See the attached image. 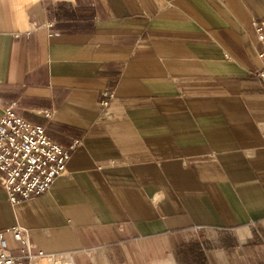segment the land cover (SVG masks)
<instances>
[{
	"label": "crops",
	"instance_id": "crops-1",
	"mask_svg": "<svg viewBox=\"0 0 264 264\" xmlns=\"http://www.w3.org/2000/svg\"><path fill=\"white\" fill-rule=\"evenodd\" d=\"M261 19L264 0H0V119L15 104L73 153L39 197L0 183L7 247L22 226L37 264H264Z\"/></svg>",
	"mask_w": 264,
	"mask_h": 264
},
{
	"label": "built area",
	"instance_id": "built-area-1",
	"mask_svg": "<svg viewBox=\"0 0 264 264\" xmlns=\"http://www.w3.org/2000/svg\"><path fill=\"white\" fill-rule=\"evenodd\" d=\"M253 30L263 44L259 53L263 65L257 74L264 83V19L256 20ZM114 95L113 91L104 92L106 99ZM14 105L0 119V183L8 199L18 203L50 190L55 179L67 172L73 153L51 139L45 126L22 118ZM7 232L0 230V264H37L38 259L46 256L42 250L34 253L36 244L31 240L30 229L22 226L10 230L16 241L23 244V253L14 254L5 243Z\"/></svg>",
	"mask_w": 264,
	"mask_h": 264
},
{
	"label": "rangeland",
	"instance_id": "rangeland-1",
	"mask_svg": "<svg viewBox=\"0 0 264 264\" xmlns=\"http://www.w3.org/2000/svg\"><path fill=\"white\" fill-rule=\"evenodd\" d=\"M113 93H114V91H113ZM114 97H115V95H114ZM114 97H112V98H114ZM112 98L109 97V98L106 99V100H108V102H109ZM106 100H105V103H106ZM108 102H107V103H108ZM45 113H46V116H47V117H49V118L52 117V112H50V111H46ZM48 114H49V115H48ZM46 129H47V128H46ZM48 191H49V190H48ZM48 191H47V192H48ZM189 244H190V245H193L194 242H190V241H189V243H187V246H189ZM189 248L192 249L193 247H189ZM64 263L70 264L69 261H66V262H64ZM59 264H62V263H59ZM71 264H73V263H71ZM204 264H205V262H204Z\"/></svg>",
	"mask_w": 264,
	"mask_h": 264
},
{
	"label": "bare ground",
	"instance_id": "bare-ground-1",
	"mask_svg": "<svg viewBox=\"0 0 264 264\" xmlns=\"http://www.w3.org/2000/svg\"><path fill=\"white\" fill-rule=\"evenodd\" d=\"M22 14H24V12H22ZM67 264V263H66Z\"/></svg>",
	"mask_w": 264,
	"mask_h": 264
}]
</instances>
